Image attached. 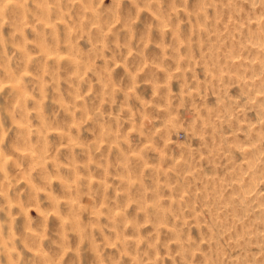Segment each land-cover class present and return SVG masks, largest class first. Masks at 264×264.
I'll use <instances>...</instances> for the list:
<instances>
[{"label":"clouds","instance_id":"1","mask_svg":"<svg viewBox=\"0 0 264 264\" xmlns=\"http://www.w3.org/2000/svg\"><path fill=\"white\" fill-rule=\"evenodd\" d=\"M0 264H264V0H0Z\"/></svg>","mask_w":264,"mask_h":264}]
</instances>
